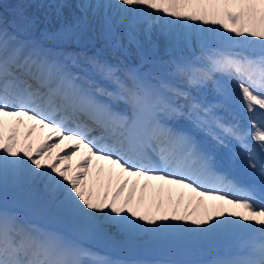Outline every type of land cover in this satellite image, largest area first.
<instances>
[{
  "label": "snow or ice",
  "instance_id": "snow-or-ice-1",
  "mask_svg": "<svg viewBox=\"0 0 264 264\" xmlns=\"http://www.w3.org/2000/svg\"><path fill=\"white\" fill-rule=\"evenodd\" d=\"M47 7L61 17L71 4ZM101 7L118 11L138 48L143 36L155 50L158 30L169 59L141 53L121 70L98 53L65 52ZM76 8L81 14L55 31L24 12L0 16V197L10 186L30 189L38 213L86 236L114 229L128 246L223 240L207 264H264V0H76ZM116 28L105 15L103 35L119 51ZM190 44L198 55H183ZM90 73L108 87L86 86ZM209 85L214 102L191 95ZM233 103L247 127L220 115ZM197 133L235 142L233 159L252 182L224 170ZM0 264L128 262L0 207Z\"/></svg>",
  "mask_w": 264,
  "mask_h": 264
},
{
  "label": "bare ground",
  "instance_id": "bare-ground-1",
  "mask_svg": "<svg viewBox=\"0 0 264 264\" xmlns=\"http://www.w3.org/2000/svg\"><path fill=\"white\" fill-rule=\"evenodd\" d=\"M9 2L7 4H3L4 6H7L9 8H11L14 12V15H16L19 12H24L27 15L30 16H35L39 19L40 21V28L43 29L45 27H50L53 28L54 24L52 22V19H58V16L56 15L55 11L48 8L47 7V0H43V6H41V0H8ZM93 2H95V0H93ZM102 3L105 2V0H101ZM69 3L71 4V7L69 8H65L63 10V14H66L67 11H72V7L75 8L76 7V0H69ZM72 13V12H71ZM90 15V19L91 22H89V32H90V36L92 32H99V26L100 23H103V17L105 15H109L112 16L114 18V23L117 25L116 28V33L117 36H125V28H126V22L125 23H121V19H120V14L118 13V11L116 9H110V8H105V7H101L99 8V10L96 13H89ZM8 16V14H7ZM127 19H131V17H128ZM98 37V36H97ZM152 40L158 45V47L156 49H158V54H161L162 51H164V49L166 50V45L165 42L163 40V38H161L159 36V32L158 30H154L153 34H152ZM140 45L141 48H150L146 43H144V38L143 36L140 37ZM197 47L196 44H193ZM155 49V50H156ZM150 50H152L150 48ZM169 51V50H167ZM67 53L70 54H74L75 52H70V51H65ZM98 52L94 51V54H97ZM85 54H82L81 57H83ZM88 56H92L89 54H86ZM103 60V59H101ZM166 61V60H165ZM81 63H83L82 59H81ZM84 67H88L87 65H84ZM73 71L77 72V74L79 73L78 69H73ZM97 77V79L101 82L100 87H108V85L106 84V82H104L102 80L101 77L95 75ZM205 93V97H208V95L211 93V91H201L200 97L203 99L204 96L203 94ZM220 114L222 116H224L226 119L228 120H232L233 123H240L241 127H246L247 121L245 119V113H243L239 106L237 104H235V106H231L225 110H221ZM258 120V118H257ZM21 131H23V129H21ZM249 143L253 144V147H255L254 142H252L251 140L249 141ZM229 149L233 150L234 146L230 143L229 144ZM233 152L230 151V153H228L225 156V162L227 163V166L231 169H233L234 171H237L238 175H240L243 178H250L251 177L246 173L244 165L241 164L240 162H238L236 159H233L232 156ZM73 163H75V159L73 160ZM236 167V168H235ZM25 188L21 187V188H12L11 186L6 190V192L2 195L3 196H7L9 198V202L10 204H15L22 207L23 209H28V205L31 199H33V197L37 194L33 191V193H29V199H20L17 200L16 198L20 197V194L24 193ZM29 191V190H28ZM32 191V190H31ZM176 198V192H173V199ZM22 203V204H18L17 201ZM24 201H26V203H23ZM9 207V205H7ZM25 209V210H26ZM35 209V208H34ZM30 223H33V221H31L30 219ZM60 226H64V224H61ZM61 234H63L61 232ZM109 234L113 235V237H109L108 239H114L115 238V230L114 229H110L109 230ZM89 239L91 241H99L101 239V235H95V236H88ZM105 239H107V236H104ZM175 241H179V240H175ZM226 243V241L223 240H214V241H210V242H204V244L206 245L205 247V252H208L210 250H214L217 248H221L223 247ZM232 243V241H231ZM187 247L190 248H194L193 242L190 243H185ZM149 244L146 243L143 245L144 248L148 247Z\"/></svg>",
  "mask_w": 264,
  "mask_h": 264
},
{
  "label": "rangeland",
  "instance_id": "rangeland-1",
  "mask_svg": "<svg viewBox=\"0 0 264 264\" xmlns=\"http://www.w3.org/2000/svg\"><path fill=\"white\" fill-rule=\"evenodd\" d=\"M8 2H9L8 0H0V3H1L0 9H1V7H3L2 4H7ZM71 12L67 11L66 14H63L61 17H59V22H58V19H56V18L52 19V22H53L54 26H56V27L53 28L52 31H55L56 29H58L61 26L62 23L63 24L70 23L71 20H72L73 14H75L77 16H79L81 14L77 10L76 7L75 8L72 7V11ZM3 14H4L3 10H0V16L4 17ZM119 38H120L121 44L123 45L122 49H124V50L126 49L127 50V54H123V56H122L121 55L122 53L121 54L119 53V52H121L122 49H120L119 51L114 50L111 47L110 44L109 45L108 44H104V49L105 50H101L102 54L103 55H105V54L106 55H110V57L113 58V60L120 61L125 66H128L129 62H134L135 64H138L140 62V54L141 53H143V55L148 58V55H149L148 53H149V49L150 48L147 47V48L144 49V51H142V50H140V47L138 48L135 44H129L127 37L119 36ZM97 43H98L97 41H94L93 45L95 46V45H97ZM164 51H165V49H164ZM164 51H162L161 54H163ZM182 51H183V55H185V56H190L193 53L197 54L198 53V46L196 47L195 45L190 44L188 49H184ZM168 52H170V51H168ZM171 54L179 55L180 53H171ZM161 56H164V55H161ZM106 57H108V56H106ZM148 59H150V57ZM31 192H33V191H31L30 189L25 188L24 193L20 194V197H18L16 199L17 200L26 199V198L29 199V193H31ZM36 198H37V200L39 199L38 196H36ZM0 201L4 202L5 204H9L10 203L9 202L10 200H9V198L7 196L0 197ZM17 203L18 204H22V203H20L18 201H17ZM23 203H26V201H24ZM32 203H33L32 200H30L29 205L31 206ZM11 205H13V204H11ZM36 207H37V205H36ZM41 216H43V214H41Z\"/></svg>",
  "mask_w": 264,
  "mask_h": 264
}]
</instances>
